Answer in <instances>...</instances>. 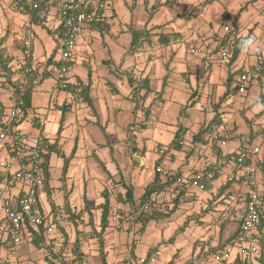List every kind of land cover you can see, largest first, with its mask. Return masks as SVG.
<instances>
[{"label":"crops","instance_id":"0c3cea01","mask_svg":"<svg viewBox=\"0 0 264 264\" xmlns=\"http://www.w3.org/2000/svg\"><path fill=\"white\" fill-rule=\"evenodd\" d=\"M99 1H105L107 7L93 25L82 27L70 69V83L90 85L89 91L57 89L54 71L58 67L50 66L46 72L53 69L33 91L30 116L13 127L18 134L41 132L56 145L49 156L47 190L41 197L44 209L53 214L59 205L74 203L80 212V224L58 226L50 236L52 249L58 251L63 246L66 259L73 261L78 259L77 247L82 264L141 257L146 258L143 264H236L240 255L235 245L228 261L218 263L212 254L231 245L233 237L235 244H247L238 235L240 217L222 218L220 214L242 206L249 194L245 166L236 162L238 152L246 146L259 145L264 159V106L251 103L258 99L264 105V79L250 83L244 93L238 91L240 73L253 68L256 56L264 53V0L259 6H253L259 0H238L240 8L234 21L224 24L232 30L224 35L215 32L212 22L198 16V8L206 9L221 0H178L172 7L163 5L155 11L153 6L166 0ZM59 3L60 0H46L42 26L32 23L30 14L18 8L14 0H0V17L10 10L12 14L8 16L26 22L28 30L35 32L30 54L34 66L41 69L56 51L55 31L62 22ZM222 15H229L228 10L224 8ZM130 26L138 30L154 28L142 37L143 44L134 53L129 51ZM1 30L0 45L12 58L11 68L17 63L12 81L22 80L24 73L19 69L26 59L25 44L8 50L12 44L9 30L15 32L18 28L6 20ZM172 33L181 36L164 38L166 42H162L161 34ZM249 36L259 42L261 51L246 57L238 45ZM37 38L44 42V48L47 43L50 46L48 52H40V57L34 54ZM225 49L231 52L227 61L220 57ZM59 52L61 49L55 52L56 61L60 60ZM208 60L212 63L210 72L203 76ZM142 79L147 80V88L140 90L144 100L136 106L133 84ZM5 80L0 73V86L10 93L11 105V84ZM49 82L52 88L44 90ZM3 108L0 102V110ZM43 119L47 120L45 124ZM3 120L0 117V124ZM25 122L28 125L23 128ZM178 130L183 141L179 149L171 146ZM216 131L226 134V145L213 140ZM11 151L8 144L0 157ZM209 166L217 176L206 189L192 187L178 193L170 186L151 196L164 203L173 199L166 217L151 219L142 228L133 219L134 205L155 179L156 167L192 177ZM55 169L59 171L60 185L53 182ZM257 186L264 193V165ZM57 188L64 195L61 202L55 200ZM128 189L133 203L127 198ZM105 195L110 198L111 215L109 226L100 235ZM256 237L264 244V225L258 228ZM34 238L24 242L28 246L22 249L0 240V255L10 254L11 263L27 258L50 264L46 259L49 248L39 247ZM246 260L249 264H264V254Z\"/></svg>","mask_w":264,"mask_h":264},{"label":"built area","instance_id":"2783aa9c","mask_svg":"<svg viewBox=\"0 0 264 264\" xmlns=\"http://www.w3.org/2000/svg\"><path fill=\"white\" fill-rule=\"evenodd\" d=\"M32 6H38V0H32ZM106 8V2L96 0H60L59 13L64 18L65 40L61 51V63L58 68L56 87L60 90L68 88L71 65L77 51V39L84 25H91L97 21V12ZM225 32H231L230 25L224 26ZM35 36L33 30L28 31L24 44L30 47ZM194 50H192L193 52ZM231 56L229 49L220 53L222 60L227 61ZM211 61L205 62L202 70L203 76L210 72ZM264 79V53L256 56V63L253 68L247 69L239 75L238 91L244 93L248 85L258 79ZM12 92L16 91L12 87ZM18 96L13 95L10 105L9 115L4 113L3 124H0V152L5 150L7 145L12 147L11 152H7L0 157V240H8L10 243L22 244L30 241L34 236H51L56 233L59 225L79 224L78 209L74 203L69 205H59L53 214L47 212L41 204V197L46 192L44 158L41 151L43 143L42 133L20 134V144L15 142L11 135L10 122L19 112ZM43 124L46 119L41 121ZM225 133L216 131L212 135L213 140L221 145H226ZM260 146L251 145L241 149L236 157L240 165L245 166L246 184L249 186V194L240 207H232L220 214L226 218L239 216L243 219L244 235L242 240L247 244L238 243V253L241 259L245 260L249 256L256 257L260 254L259 240L256 232L264 218V193L257 186V177L264 159L260 156ZM248 162V164H246ZM158 170L163 177L172 180L173 187L178 193H182L189 188L195 187L203 189L204 184L201 178L205 176L202 171L197 172L192 177L177 175L172 169L159 167ZM212 171L206 173L207 177H212ZM147 201L143 209L147 211H157L165 213L173 207V199L167 202ZM235 246H227L222 252L215 254L213 260L222 263L228 261ZM12 262L10 254L0 255V264ZM145 257L140 260L133 258H117L109 264H143Z\"/></svg>","mask_w":264,"mask_h":264},{"label":"trees","instance_id":"16d2710c","mask_svg":"<svg viewBox=\"0 0 264 264\" xmlns=\"http://www.w3.org/2000/svg\"><path fill=\"white\" fill-rule=\"evenodd\" d=\"M209 1H213V0H209ZM209 1L204 2L203 4H207ZM14 2L16 3V5L18 6V8H23L24 12L30 14L31 16V22L37 25H43V20H44V13L46 10V0H38V6L37 7H33L32 6V0H29L28 3H25L22 0H14ZM105 2V1H104ZM178 2V0H166L163 3H158L156 5L153 6V11L159 9V7L161 6H167V7H172L174 6L176 3ZM106 7H107V3H106ZM106 8L100 9L97 12V16L99 17V15L101 14V12L103 10H105ZM60 14V13H59ZM99 14V15H98ZM62 22L60 24V26L56 29L55 32H57V46H56V51L58 49L63 48V42L65 40V21L64 18L60 15ZM93 25V24H91ZM130 32L132 34V41H131V46H130V52L134 53L136 50H138V48L143 44L142 37L144 38L145 34H148V31L151 32L152 29H145V30H138L133 26H130ZM181 35L179 33H172L171 35H167V34H161L160 35V39L162 40V42H166L165 39H177L178 37H180ZM165 38V39H164ZM3 39L0 40V42ZM147 40V39H145ZM2 45H0V73H3V76L6 77L5 83H9L11 84L10 88L15 87L16 91L12 92V96L15 94L18 96V108H19V112L16 115V117L14 119L11 120L10 122V127H11V135L14 137L15 142L17 144H20V134L17 133V131H13V127H15L17 124L22 123L23 121H25L29 116H30V110L32 108V94L34 89L36 88L38 83H41L43 81V79H45L47 77V75L50 73V71L53 68H56L60 66L61 60L56 61L54 59V54L48 58L45 67H43L41 69V66H34L33 61H32V57L30 54V47H27L24 45L25 49H26V59L24 64L22 65V67L19 69L20 72L24 73V76L22 78V80H18L13 82L12 81V77L11 74H13V70L10 66L11 62H12V58L10 56H8L5 52L4 47H1ZM70 65L72 66V61L70 62ZM52 66L53 68H51L48 72L47 69ZM70 79V76H69ZM38 80V82H37ZM134 82H136V80H134ZM132 83V82H131ZM133 90H134V94H133V98L134 101L136 103V106H140V104L142 103V101L144 100V96H140L139 92L142 88H147V80L146 79H142V80H138L137 84H133ZM81 88L82 93L84 92H88L90 89V85H83L81 83L79 84H72L68 83V88L66 90H77ZM12 91V89H11ZM4 108L0 110V117L3 119L4 118ZM219 116V114L217 113L214 117V121L213 123H216L217 121V117ZM32 120L35 122V119L32 118ZM36 123H34L35 125ZM204 132V131H202ZM41 133V132H39ZM43 139V143L41 145V151H42V155L44 158V167H45V184H46V190H47V186H48V181L50 178L49 175V156L54 152L55 150V144L50 143V141L48 139H46L45 137L42 138ZM183 144L182 141V134L181 132L178 130L175 134V138L173 140V142L171 143V146L174 148H181ZM237 162V161H236ZM238 163V162H237ZM248 164V162L246 163ZM238 165H240L238 163ZM240 166H244V165H240ZM208 171H212L213 175L212 177H207L206 173ZM202 172L205 174V176H203L201 178V182H203L204 184V188L206 189L208 186V182L215 179L217 174L215 171H213V167L209 166L206 167L205 169H202ZM177 175H180L179 173H177ZM172 186L173 187V183L172 180L167 179L165 177H163L162 173L158 170V167H156V177L155 179L146 186L145 188V192L143 194V196L141 197V200L139 201V203L136 205H134L135 210H133L131 212V215L133 216V219L135 221H138L141 223V228L145 225L146 222H148L151 219H159L162 217H166V212L165 213H159L157 211H147L143 209L144 204L149 201L153 196H157L160 192L164 191L166 188ZM174 188V187H173ZM127 198L130 200V202L133 203V194L132 192L128 189L127 190ZM153 201H158L157 199H152ZM67 205V204H66ZM111 215V202H110V198L108 195H105V201L102 204V218H101V229H100V235L103 234V232L105 231V229L109 226V217ZM78 216L80 218V223H81V216H80V212H78ZM241 220V234H238L240 237H243L244 235V229H243V219L240 218ZM79 223V224H80ZM75 224V223H74ZM264 225V218L262 219V223L260 225V228L263 227ZM61 226V225H59ZM58 230V228H57ZM64 233V232H63ZM36 243H38L39 247H42V245L46 246L47 248H49L48 253L46 255V259L50 262V264H82L81 262H79L78 260L81 259L82 253L78 252L77 247H75V252L78 255V259H75L73 261H68L65 257V250L62 246V248L58 251H54L51 247V245H53L52 241L50 238V236H46V235H38V236H34ZM101 237V236H100ZM49 238V239H48ZM236 237H233L230 241H231V246L235 245V239ZM258 238V237H257ZM58 240V239H57ZM259 240V239H258ZM48 241V242H47ZM56 241V240H55ZM59 241V240H58ZM100 241V245L101 248H103V238L101 237L99 239ZM63 242V241H62ZM229 246V244L225 245L224 247H222L219 251H216L215 253L212 254V257L215 254H218L220 252H222L224 249H226V247ZM259 247H260V257L261 254L263 256L264 254V244L263 242L261 243V241L259 240ZM257 257V256H256ZM225 262V261H224ZM109 264V263H108ZM169 264H173V261H171ZM236 264H249L247 262V260H243L241 259V257L239 256V258L236 260Z\"/></svg>","mask_w":264,"mask_h":264},{"label":"rangeland","instance_id":"374dc122","mask_svg":"<svg viewBox=\"0 0 264 264\" xmlns=\"http://www.w3.org/2000/svg\"><path fill=\"white\" fill-rule=\"evenodd\" d=\"M237 1L238 0H231L227 4L226 3L227 0H221V1L217 2V3L215 2V4H213V5L209 4L206 9H203V6H201L200 8H198V13H199L198 16L204 18L205 20H208V22H212L213 23V29L215 30V32H218L219 34L224 35V34H226V32L224 30V24H226V23H229V24L232 23L234 21V15L239 12V8L240 7H239V3H237ZM7 2L8 1H6L4 3L6 4ZM255 5L256 6L262 5V1H260V0L257 1V4L256 3L253 4V6H255ZM5 7H6V9H9L8 6H5ZM224 8L226 10H228V14L229 15H227V16H223L222 15V10ZM11 10L12 11L14 10L13 7L11 8ZM152 11H153V9H152ZM8 14H12L10 12V10H7L4 13V15H2V17H0V29H2L1 31L3 32L4 26L6 24V20L9 21V23H10L11 26H13V27L15 26V27L18 28V31H15V32H12L14 29H12V31L9 30V32L11 34V35H9V36H11L10 42H12V44H10L9 46H7V48H8V50L13 51L16 48L20 47V45H22L25 42V40L27 39L28 33H27V35L25 33L28 30V27L26 25V22L19 21L17 19H14L15 17L8 16ZM78 40H79V37H78ZM81 41L82 40H80L79 42H81ZM35 44H36V47H35L34 54H35L36 57H40L41 56L40 55V52H42L41 54H44V52H46V51L48 52V49L50 47V46H48V43H47L45 45L46 47L44 48V46H43L44 45V42H41L40 41V38H37V40L35 41ZM8 53H9V51H8ZM57 56L59 58H61V52H59L57 54ZM15 68H17V63L16 62L13 63V65H12V69H13V72L14 73L11 74V77H13L15 75ZM54 74H55V76L56 75L58 76V69H56L54 71ZM46 84H48V85H46ZM46 84L43 86V89L44 90H49L53 86V84H51V82L46 83ZM44 90H40L39 93L45 92ZM40 95L41 94H39V96H36V100L38 99V97H40ZM9 97H10V93L5 88H3V87L0 86V102L2 104H4V110H5V112L8 115L10 113V105H9L10 98ZM27 125H28L27 122H25L23 124V128H26ZM58 172L59 171L56 170V169L53 171V176H54L53 182L55 184H57V185H60V181L58 179V174H59ZM63 199H64V195H63L62 190L59 189V188H57L56 189V199L55 200L57 202H61V201H63ZM44 203H45L46 206L48 205L47 198L44 199ZM15 246H18L19 249L20 248L22 249V248L27 247L28 244L22 243V244H16ZM97 259H98V257H97ZM108 259H109V257H108ZM11 264H38V263H36V262H34V261L26 258V259L20 260L19 262L14 261ZM39 264H48V263H46L45 261H42Z\"/></svg>","mask_w":264,"mask_h":264},{"label":"clouds","instance_id":"9594fccd","mask_svg":"<svg viewBox=\"0 0 264 264\" xmlns=\"http://www.w3.org/2000/svg\"><path fill=\"white\" fill-rule=\"evenodd\" d=\"M238 47H239L240 53L246 57L256 55L261 51L259 42L252 36L242 38L239 41ZM251 103L257 107L264 106L260 104L258 99L252 100Z\"/></svg>","mask_w":264,"mask_h":264}]
</instances>
